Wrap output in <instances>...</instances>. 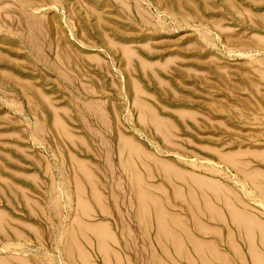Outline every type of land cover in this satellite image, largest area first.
I'll list each match as a JSON object with an SVG mask.
<instances>
[{"label": "rangeland", "instance_id": "obj_1", "mask_svg": "<svg viewBox=\"0 0 264 264\" xmlns=\"http://www.w3.org/2000/svg\"><path fill=\"white\" fill-rule=\"evenodd\" d=\"M228 212L264 225V0H0V264H250Z\"/></svg>", "mask_w": 264, "mask_h": 264}, {"label": "crops", "instance_id": "obj_2", "mask_svg": "<svg viewBox=\"0 0 264 264\" xmlns=\"http://www.w3.org/2000/svg\"><path fill=\"white\" fill-rule=\"evenodd\" d=\"M244 216L243 215L241 216L238 213L234 212L235 220L237 219L241 220L242 221V224H241V223L232 221L231 216L228 212L229 221H231L234 227H237L238 229L237 232L239 233L240 237H242L245 243V250L247 251L250 264H252L251 256L256 260L255 262L256 264H264V257H263L264 256V225L261 222H260L261 223L260 225L259 221L254 220L250 215H244ZM160 226H162V224H160ZM260 230L263 233L262 241H261ZM234 238H235V232H232L231 234L229 233L227 235L226 241H227L228 248L233 253L232 255H234V257L241 258L240 256L241 249L238 246V244L235 242ZM206 264H209V263H206Z\"/></svg>", "mask_w": 264, "mask_h": 264}]
</instances>
